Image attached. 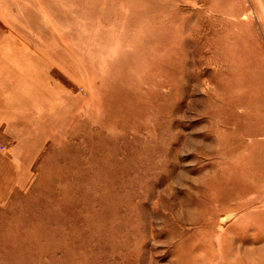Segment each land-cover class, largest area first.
I'll return each mask as SVG.
<instances>
[{
    "label": "rangeland",
    "instance_id": "obj_1",
    "mask_svg": "<svg viewBox=\"0 0 264 264\" xmlns=\"http://www.w3.org/2000/svg\"><path fill=\"white\" fill-rule=\"evenodd\" d=\"M19 59L59 124L0 264H264V0H0Z\"/></svg>",
    "mask_w": 264,
    "mask_h": 264
},
{
    "label": "crops",
    "instance_id": "obj_2",
    "mask_svg": "<svg viewBox=\"0 0 264 264\" xmlns=\"http://www.w3.org/2000/svg\"><path fill=\"white\" fill-rule=\"evenodd\" d=\"M3 48L12 55L11 45ZM3 71L0 70V205L26 185L31 166L59 124V95L53 82L39 77L34 66L20 59L10 70L7 83Z\"/></svg>",
    "mask_w": 264,
    "mask_h": 264
}]
</instances>
